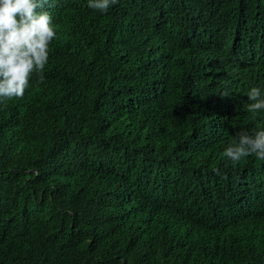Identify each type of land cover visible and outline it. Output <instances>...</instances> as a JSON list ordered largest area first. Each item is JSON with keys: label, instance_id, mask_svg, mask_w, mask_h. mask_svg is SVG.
<instances>
[{"label": "trees", "instance_id": "16d2710c", "mask_svg": "<svg viewBox=\"0 0 264 264\" xmlns=\"http://www.w3.org/2000/svg\"><path fill=\"white\" fill-rule=\"evenodd\" d=\"M88 3L0 104V264H264V0Z\"/></svg>", "mask_w": 264, "mask_h": 264}, {"label": "clouds", "instance_id": "9594fccd", "mask_svg": "<svg viewBox=\"0 0 264 264\" xmlns=\"http://www.w3.org/2000/svg\"><path fill=\"white\" fill-rule=\"evenodd\" d=\"M117 2L89 0L88 7L106 13ZM46 6L49 0H0V104L22 99L34 75L38 82L44 81L49 46L57 37ZM247 96L251 101L249 112L264 110V95L259 88H251ZM249 155L264 160V130L237 132L223 153L233 163Z\"/></svg>", "mask_w": 264, "mask_h": 264}, {"label": "bare ground", "instance_id": "6f19581e", "mask_svg": "<svg viewBox=\"0 0 264 264\" xmlns=\"http://www.w3.org/2000/svg\"><path fill=\"white\" fill-rule=\"evenodd\" d=\"M191 60V59H190Z\"/></svg>", "mask_w": 264, "mask_h": 264}]
</instances>
